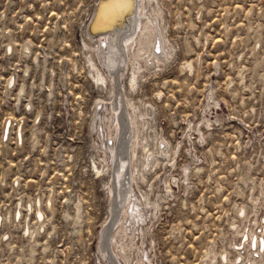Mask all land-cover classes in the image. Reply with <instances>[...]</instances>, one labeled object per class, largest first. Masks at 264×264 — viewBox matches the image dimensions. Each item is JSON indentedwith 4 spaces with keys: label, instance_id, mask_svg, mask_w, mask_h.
Wrapping results in <instances>:
<instances>
[{
    "label": "rangeland",
    "instance_id": "1",
    "mask_svg": "<svg viewBox=\"0 0 264 264\" xmlns=\"http://www.w3.org/2000/svg\"><path fill=\"white\" fill-rule=\"evenodd\" d=\"M101 1L0 0V264H264V0H153L169 55L127 61L117 92L144 118L125 179L145 218L124 238L116 214L106 250Z\"/></svg>",
    "mask_w": 264,
    "mask_h": 264
},
{
    "label": "bare ground",
    "instance_id": "2",
    "mask_svg": "<svg viewBox=\"0 0 264 264\" xmlns=\"http://www.w3.org/2000/svg\"><path fill=\"white\" fill-rule=\"evenodd\" d=\"M97 7L98 8L93 24L90 26V31H88V33L90 36L89 38H91L92 41L96 40L95 38L98 36H101L102 38L101 40L99 39V43L101 44V46H98L96 53L98 54V59L101 62L102 66L106 69V73L108 76L107 79L110 81L114 88V103L111 105L110 109L105 108V110H107L109 113L108 116L106 115L108 118L107 120H109V123L110 120H112L113 125L112 122L110 124L116 129V133H114V135L116 134L118 138L117 144L115 145L113 142V144H111V146L107 149V151L110 152V157L113 164L112 171L114 172V178L112 184L109 186V192L112 194L111 197L114 199V202L111 205L112 219L110 218L111 220L105 225L101 235L102 242L100 247L106 250L107 247L104 245V241L108 235V232H112L111 230L113 227L111 225V222L115 224V218L118 217L119 214L121 219L118 220L116 230L117 232H121L122 235L124 234L123 236L120 235L124 238L128 232L131 231L132 233V229L134 230L135 224L137 226L138 222L144 223L143 221L145 218V209L144 207L139 205L141 204L142 200L133 192V174H131V176L129 177L130 180L125 179L126 169L129 162L127 160L128 157L126 156L128 153L127 149L130 148L129 157L132 160L131 156H135L133 154L135 152V147L138 144V140H136L134 134L135 132H138L139 128L136 131V127L141 123V120L144 121V118L142 114L138 113V111L131 112L127 104V110L121 111L122 97L121 93L119 92L120 94H118L117 92L119 91L118 88L120 78L124 73L123 68L125 67V64H127V61L133 63V61H136L138 58H142L144 56L148 57V55L144 54H148L149 52L150 55L146 62L149 63V65H158L157 63L162 62L168 57L169 52L164 46V39H161L160 36V13L158 8L153 3V0H102ZM148 45H152L151 51L149 49L145 50ZM189 66L190 65H188V67ZM119 69H122V71ZM137 69L139 68H133L134 71L133 74L131 73V83L135 82L134 80L136 79L135 74L138 71ZM139 71H141V69ZM96 77L97 80H95L97 82L99 81L101 85H105L106 81H108L105 77H100V73H98ZM122 112L124 113V115ZM147 113V117L151 118L149 117L151 116L150 112L147 111ZM122 115L123 119L121 117ZM96 116H98V112ZM142 125L144 126V123ZM108 129L110 128L108 127ZM112 130L114 131V129ZM130 131H133L134 133H131L133 134L132 136L130 135ZM126 133L127 136L123 137V135ZM108 135L110 136V134ZM129 139H131V141ZM126 140H129V147L127 146ZM166 152L167 151L162 148L160 153H163L165 155ZM152 159L153 158L149 156L145 165L147 166L148 164H150ZM116 177L118 182L116 180ZM144 203L145 205L143 206H147L148 204H151L153 202L148 198ZM116 214L117 216L114 218ZM38 215L40 218L42 217L41 213L39 212ZM263 234L264 233L262 230L261 235L254 237V240L252 238L250 242L251 247L258 249L257 253H259L260 249L264 247ZM113 237H115V234L113 235ZM260 238L262 239L260 240ZM116 243H114L115 246ZM239 245H241V243L238 244V246ZM118 248L119 250L121 249L120 251H123L122 244ZM105 253H107L108 256V252ZM223 255L225 254L223 253ZM222 257L224 258V256ZM109 259H111V257ZM224 259L225 260H223L222 262L227 261V258ZM139 264L143 263L140 262Z\"/></svg>",
    "mask_w": 264,
    "mask_h": 264
},
{
    "label": "water",
    "instance_id": "3",
    "mask_svg": "<svg viewBox=\"0 0 264 264\" xmlns=\"http://www.w3.org/2000/svg\"><path fill=\"white\" fill-rule=\"evenodd\" d=\"M95 15H96V11L94 12V14L92 15L89 23H88V26H87V31H90V26L93 24V21H94V18H95ZM99 33V32H98Z\"/></svg>",
    "mask_w": 264,
    "mask_h": 264
}]
</instances>
